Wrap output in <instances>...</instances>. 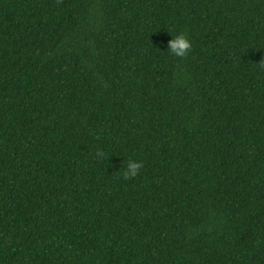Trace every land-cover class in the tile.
<instances>
[{
    "label": "trees",
    "instance_id": "16d2710c",
    "mask_svg": "<svg viewBox=\"0 0 264 264\" xmlns=\"http://www.w3.org/2000/svg\"><path fill=\"white\" fill-rule=\"evenodd\" d=\"M0 264H264V0H0Z\"/></svg>",
    "mask_w": 264,
    "mask_h": 264
},
{
    "label": "clouds",
    "instance_id": "9594fccd",
    "mask_svg": "<svg viewBox=\"0 0 264 264\" xmlns=\"http://www.w3.org/2000/svg\"><path fill=\"white\" fill-rule=\"evenodd\" d=\"M191 43L189 39L184 34H178L172 36V39L167 43V51L177 57H183L186 54V50L190 49ZM98 155H103V153H97ZM142 167V162L129 159L125 165V170L123 172L124 179H131L139 174Z\"/></svg>",
    "mask_w": 264,
    "mask_h": 264
}]
</instances>
